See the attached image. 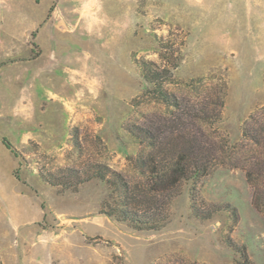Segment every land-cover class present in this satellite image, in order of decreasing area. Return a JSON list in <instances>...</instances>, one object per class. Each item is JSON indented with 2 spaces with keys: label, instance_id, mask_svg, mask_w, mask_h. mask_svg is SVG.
<instances>
[{
  "label": "rangeland",
  "instance_id": "rangeland-1",
  "mask_svg": "<svg viewBox=\"0 0 264 264\" xmlns=\"http://www.w3.org/2000/svg\"><path fill=\"white\" fill-rule=\"evenodd\" d=\"M0 264H264V0H0Z\"/></svg>",
  "mask_w": 264,
  "mask_h": 264
},
{
  "label": "trees",
  "instance_id": "trees-1",
  "mask_svg": "<svg viewBox=\"0 0 264 264\" xmlns=\"http://www.w3.org/2000/svg\"><path fill=\"white\" fill-rule=\"evenodd\" d=\"M161 59L166 60V55L161 53L160 54ZM176 64L166 67H158L154 63H147L143 62L142 64V73L147 82H149L151 85H153V88L149 89V94H157L158 101L160 103H163L167 106H172V103H174V106H178L177 98L168 92V90L165 89L164 84L165 81H161L160 77L162 72H171L170 68L175 67ZM198 82H201L198 81ZM215 116H219V111L215 110ZM6 142V141H5ZM9 147L10 145L7 144ZM154 150L163 149L160 146L153 145ZM187 153H179L178 155L170 157L166 154V157L169 158L168 163L166 164V167L162 171H151L150 173H155L156 182L166 185V186H176L180 182L183 181H196L199 178L208 175L216 166L217 159L211 158L210 156H202V151L199 149H194L193 147H190L188 150H185ZM155 176V175H154ZM251 180L252 175L250 176ZM115 212V210H114ZM120 214L121 217L124 219H128L129 215H126L125 213L117 212ZM134 218V217H133ZM135 223H139V221H134ZM140 226V225H137Z\"/></svg>",
  "mask_w": 264,
  "mask_h": 264
}]
</instances>
